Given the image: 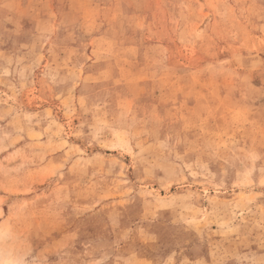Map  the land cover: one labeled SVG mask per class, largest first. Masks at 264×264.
<instances>
[{
  "label": "rangeland",
  "instance_id": "rangeland-1",
  "mask_svg": "<svg viewBox=\"0 0 264 264\" xmlns=\"http://www.w3.org/2000/svg\"><path fill=\"white\" fill-rule=\"evenodd\" d=\"M0 211L18 264H264V0H0Z\"/></svg>",
  "mask_w": 264,
  "mask_h": 264
},
{
  "label": "bare ground",
  "instance_id": "bare-ground-1",
  "mask_svg": "<svg viewBox=\"0 0 264 264\" xmlns=\"http://www.w3.org/2000/svg\"><path fill=\"white\" fill-rule=\"evenodd\" d=\"M6 233H7V225L2 222L0 223V242L1 239L6 236ZM18 263L19 262L16 261L12 256H10V254L6 250L0 249V264H18Z\"/></svg>",
  "mask_w": 264,
  "mask_h": 264
}]
</instances>
